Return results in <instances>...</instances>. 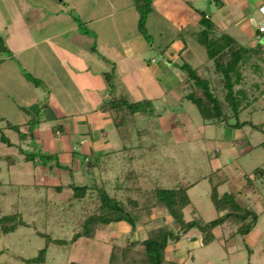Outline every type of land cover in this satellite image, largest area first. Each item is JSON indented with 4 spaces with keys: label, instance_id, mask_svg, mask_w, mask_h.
I'll list each match as a JSON object with an SVG mask.
<instances>
[{
    "label": "rangeland",
    "instance_id": "374dc122",
    "mask_svg": "<svg viewBox=\"0 0 264 264\" xmlns=\"http://www.w3.org/2000/svg\"><path fill=\"white\" fill-rule=\"evenodd\" d=\"M216 1L152 0V10L147 13L145 22V34L148 35L146 38L134 28L121 34L113 32L114 38L110 39L106 48L101 49L94 26L88 25L87 21L122 4H129L130 0H25L30 7L25 10L26 13L21 14L20 20L13 26V31H6L4 24L0 26L2 38L12 35L9 42L11 55L0 59V130L10 141L8 144L0 140V216L19 213L22 220V224L14 231L8 234L0 232V264H68L70 240L79 226V218L75 214L83 212V209L80 202L71 204L70 188H64L65 191L56 196V203H49L48 199L54 195L56 189L43 184L44 177L50 175L57 181L69 179V182L73 181L76 185L101 186L111 193L120 166L124 165H121L119 159L113 160V155L108 154L112 158L108 160L105 153L118 148V143L127 147L133 146L131 154H139L140 148H135L137 141L133 138H143L144 142L141 144L147 153V166L143 169H146L151 182L168 188L174 187L181 178L194 183L188 189L191 204L184 211L187 219L193 216L204 220L215 218L216 212L209 199L211 186H216L219 194L234 193L256 167L264 168V149L258 145L264 140L262 131L244 126L238 134L237 130L218 123L215 126L216 139H233L236 154L231 155L227 150L218 149L214 138H206L202 134L201 127L208 122H205L194 104L182 98L185 91L177 86L179 74L182 73L179 65L184 62L178 55L183 42L187 41L186 32L200 27L202 11L216 13ZM60 8L70 17L64 15L66 19L58 21L55 11ZM126 12L129 16L130 10ZM24 26H27L25 30L22 29ZM190 41L200 53V57L197 55L195 60L205 61L207 57L203 46L195 40ZM245 42L247 41L242 39L241 44ZM24 43H32L31 51L36 54L31 56L35 61L40 60V66L24 63V55L16 48ZM93 45L95 50L91 48ZM123 50L136 60L131 62L129 70L113 71L112 88L107 85L104 77V73L111 70V65L107 66L104 61L97 59L90 67L85 65L87 54L91 56L95 53V58H100L101 55L107 57L109 52L119 55ZM260 52L264 57V44ZM187 56L189 55L185 57ZM169 60L172 64L168 63ZM38 70L41 76L36 74ZM29 76L35 79L32 80ZM100 82L106 86L102 91L95 89ZM110 89L115 97L126 95L133 101L149 96L154 109L152 112L138 110L133 116L127 115V123L121 124L119 129V132H123L122 138L121 135L118 136L113 125H101L99 128L108 134L113 144L111 148L94 153L99 158V164L90 168V171L87 170V161H84L81 153L76 154L80 162L77 170L69 167L70 169L60 173V177L57 175L56 166L50 167L46 174L39 172L40 168L35 166L40 164L38 161H46L45 167L48 169V165L53 164L55 158L59 157L56 153L42 149L28 130L21 129L23 112L39 124L43 122V129L58 128L61 139L68 136L78 148L80 145L76 141L90 139L86 134L89 129L88 112L96 107L95 100H92H101L104 92L109 93ZM52 97L59 106L55 105ZM158 112L167 122L183 125L180 135L185 137L184 140L176 141L166 137L163 126L158 122ZM239 119L249 120L254 124L263 123L264 95L244 109ZM9 122L18 125V129L7 128ZM74 128L78 129V134H74ZM138 133L145 135L138 136ZM127 137L131 139H125ZM154 142L156 150H152L151 144ZM25 152L36 153L33 154L36 159L40 158V152L48 153L49 157H42L33 165L32 161L25 162L23 159ZM228 155H231L230 160ZM7 156L13 157L14 162L11 163ZM215 156L220 157L222 167H215ZM102 161L110 165L107 173L101 171L100 165L105 166ZM138 162L142 165L144 161ZM64 163L62 165L70 164L69 161ZM91 163H95L92 157ZM37 184L41 186V191L36 187ZM48 188L55 190H46ZM253 189L254 194L247 191L244 195L251 198L247 199V203L259 214L255 228L261 233L262 239L257 244L247 239L242 240L239 235L228 240L224 231L221 233L222 237L217 233L215 240L206 246L191 247L192 242L186 241V237H192L195 230L199 231L191 227L185 231L184 236L179 237L181 243L189 245V255L184 261L175 260V264H264L263 258L259 260L256 257V251H264V178H255ZM91 190L95 196V188ZM191 209H195L193 216ZM163 222L159 220L149 226L153 228ZM102 225L105 224L99 226ZM99 226L96 232L102 233ZM172 228L176 229L175 225L172 224ZM45 235L62 242L46 244ZM43 248L45 253L38 260L39 251ZM33 258L35 261H26Z\"/></svg>",
    "mask_w": 264,
    "mask_h": 264
},
{
    "label": "trees",
    "instance_id": "16d2710c",
    "mask_svg": "<svg viewBox=\"0 0 264 264\" xmlns=\"http://www.w3.org/2000/svg\"><path fill=\"white\" fill-rule=\"evenodd\" d=\"M220 2V1H217ZM152 0H133L138 12L137 29L145 34L147 13L152 10ZM199 29L187 32L205 49L207 60L198 67H192L187 62L179 65L183 76L179 86L185 91L183 98L194 104L207 124L221 123L229 128L242 129L249 126L251 130H260L264 133V122L254 124L249 120H240L239 115L264 95V57L261 55L262 43L253 47L240 45L233 37L221 31L207 12H201ZM95 50L94 45L91 47ZM11 50L7 47L0 35V59L9 57ZM113 69L104 73L107 85L112 88L111 77ZM32 80L35 78L29 76ZM108 102H103L100 109L111 115L113 125L119 130L127 115H135L140 110L152 112L154 109L151 99L133 101L128 96H117L109 91ZM32 123V127H31ZM28 133L32 137V129L38 124L34 119L28 122ZM7 128L18 129V125L8 123ZM144 130H141V132ZM26 134V133H23ZM22 134V135H23ZM141 135V133H138ZM24 136V135H23ZM0 140L10 144L9 139L0 130ZM156 142L158 141L155 139ZM135 147L142 146V140ZM152 150L157 147L154 144ZM264 149V140L258 143ZM133 147V146H132ZM144 146H142L143 148ZM130 148V147H129ZM144 158L147 153L142 150ZM34 152H25L23 159L32 161L35 165L38 160L49 157L48 153L40 152V158H34ZM137 157H143L138 155ZM11 163L14 158L6 157ZM84 158V157H83ZM138 159V158H137ZM46 161L39 162L44 166ZM41 164V165H42ZM50 167L66 168L57 158ZM264 178V168L256 167L252 175L245 177V186L254 187L255 178ZM194 185L185 178L178 179V183L171 188L163 187L157 182H151L149 174L144 169L126 168L114 179L113 191L107 192L103 187L96 185H76L70 182L66 187L72 190L70 202H80L83 212L75 214L78 220V229L72 235L71 242L79 237L93 238L100 224L124 222L134 230L137 225L144 224L150 217L153 209L158 208L171 217V223H163L147 231L145 238L137 241L126 240L119 249V264H175L165 258V249L170 242H176L189 228L194 227L201 233V242L208 245L214 240L213 228L228 226V238L249 233L258 221L259 214L236 193L219 194L216 186H211L209 199L216 212V217L204 220L193 216L195 209H191L192 218L186 219L184 211L191 204L188 189ZM60 191L62 185H55ZM95 188L96 195H92ZM92 196V197H91ZM94 197V198H93ZM94 199V203L91 199ZM89 200V201H88ZM90 205L92 208H90ZM146 218V219H145ZM22 224L19 213L0 216V232L8 234ZM172 224L176 229L172 228ZM47 236V235H45ZM49 242H62L53 240ZM45 253V248L39 251V258ZM35 261V259H26Z\"/></svg>",
    "mask_w": 264,
    "mask_h": 264
},
{
    "label": "crops",
    "instance_id": "0c3cea01",
    "mask_svg": "<svg viewBox=\"0 0 264 264\" xmlns=\"http://www.w3.org/2000/svg\"><path fill=\"white\" fill-rule=\"evenodd\" d=\"M33 1L36 2L37 0H33ZM58 1H62V0H58ZM217 1H220V2H217ZM217 1L215 2L216 13L213 14L210 12L208 15L210 16V18L214 21V23L217 25V27L221 31L228 33L242 46L253 47L258 43L264 44V32H260L258 30V27L261 24H264V0H217ZM66 5L70 6L69 3H66ZM28 7H30L29 3L26 4L25 0H0V26L4 24L5 30L12 32L14 29L13 26L16 25V23L20 20L21 14L26 13L25 10ZM127 10H130L129 16L127 14L128 12H126ZM55 15L57 16L56 19L58 21H63L64 19H66L64 15L68 16L67 12L65 13L64 10L61 8L59 11L57 12L55 11ZM137 18H138V12L133 5V0H130L129 4H125V5L122 4L117 8L111 9L107 13L99 14L98 16H95L93 19H89L87 23L88 25L91 24L94 26V32L96 33V36L98 37L97 42L99 44V48L101 49V47L106 48V46L109 45L110 39L114 38L113 32L121 34L122 32H125L126 30H133V28L137 30V27H136ZM73 23H74V20H73ZM26 27L27 26H24L22 29L25 30ZM196 30H193V31H196ZM187 32H191V31H187ZM187 32H186V36H188ZM11 36L9 34V36L7 35L6 38L3 37L4 42L8 48L10 46L9 42H10ZM190 38L191 37L188 36L187 39H185L187 41L183 42V46H181V48L179 49L178 57L183 58L184 59L183 61L187 62L192 67H198L201 64L205 63L207 58L203 62L202 61L197 62V60H195V57L197 55L198 57H200L199 56L200 53L197 47L194 45V43L190 41L194 39L193 38L190 39ZM242 39H244L247 42H245V44H241ZM95 40L96 39H94V41ZM22 45H23V48L21 49L20 47ZM21 46H16V48L20 49L22 55H24V58H25L24 63L25 64L29 63L31 65L35 64L37 66H40V60L38 59L37 61H35L33 60V57L31 56V55H34V53L36 54V52L31 51L32 43H24V44H21ZM72 47H75V46L72 45ZM121 48H125V47H121ZM187 54L189 56L185 57ZM86 56H87L85 58L86 66L90 67L91 65H93V63L97 59L98 61L99 60L104 61L107 66L111 65L110 66L111 69L117 72L119 71L123 72L126 69L129 70L130 68L129 66H132L131 62L136 60L134 56L132 57L131 55L130 57V55H128L126 51L124 50L120 52L119 55L118 54L116 55L113 52H109L107 57L101 55L102 58L101 56L100 58L98 57L95 58L96 57L95 53H93L91 56L88 54ZM168 63L172 64L170 60ZM38 72H40V70H38L36 74L38 76H41ZM182 76H183V73L179 74L180 79ZM180 79H178L177 86L182 90V88L179 86ZM103 88H106V86L101 83L99 84L98 87L96 86L95 89L97 90L100 89L102 91ZM109 95L110 93L105 91L104 94L101 96L102 97L101 100L108 98L106 101L103 100L101 102L99 98L92 100V102L94 100L96 101V102L94 101L96 107H93L92 110L88 112L89 129L86 134L90 136V139L89 141H86L85 139L76 141V144L80 145V147L76 148L75 143L68 136H65L67 138L61 139V137L58 134L60 133L59 132L60 130H57L58 128L57 129H51V128L43 129L45 128L43 125L44 124L43 122L42 123L40 122V124L38 122V124L33 128L32 138L36 139V141L41 145L42 149L52 152V153H56L60 159V160L58 159L60 163L69 161L70 164L68 166L71 168V170L72 168L77 170V167H79L78 165L80 162H78L76 154L82 153L84 157V161L85 162L87 161L86 162L88 166L87 170L90 171L91 170L90 168L99 164V158L96 157L97 155L95 154L107 148H111V145L113 144L110 141L108 134L103 132L102 129L99 128L101 125H110V124L113 125L111 115L108 112L100 109L101 103L108 102ZM183 95H182V98H183ZM145 99H150V98L149 96H147V98ZM52 101L55 102L56 106H59V103L55 101L54 97H52ZM60 109H61V112L64 113L63 112L64 110L62 108ZM23 113H24L23 114L24 121L22 124H20V126L22 130H28L27 124L29 120L31 119V117L25 114V112ZM157 114L159 117L158 118L159 125L163 126L164 132L166 133V137L168 139H172V140L175 139L176 141H181L185 139L184 136L180 135L183 125H179V124L176 125L173 122H167L166 119H164V116L160 112H158ZM215 126L216 124H213V123L203 125V127H201L203 136H205L206 138H214V140L218 144V149L227 150V153L231 155L236 154L235 143L233 139H216ZM114 128L118 136L120 137L121 135V138H122L123 132H119V130L115 126ZM235 130H237V133L239 134L240 133L239 130L241 129H235ZM73 131L75 132L74 134H78L77 128H74ZM141 135H145V134H141ZM125 139H131V137L129 138L127 137ZM133 139H136L137 141L136 145L138 144V142H140L138 141L140 137H136ZM236 139H238V137H236ZM141 140L144 142L143 138H141ZM131 148L132 146H130L129 148L126 145L118 143V148H115L112 151L111 150L106 151L105 154H107L106 158L108 160L112 159L109 155H113V158H114L113 160L118 161L117 159H119L121 160L119 161L121 165L122 164L124 165V166L119 165L120 169L117 175L120 172H122L124 169L129 168V167L135 168V169H143L145 166H147L146 159L144 158V155L142 153L143 152L142 150L144 149V147L139 149V154H131V152L133 151ZM220 150H217V151L220 152ZM141 154L143 157L138 158L137 156L138 155L141 156ZM231 155H228L227 157L229 160L231 158ZM91 157L94 159L95 163H91ZM214 159H215L214 160L215 167L218 168V167L223 166L222 161L219 156H215ZM139 160L144 161L142 165L139 164L138 162ZM104 162L106 161L104 160ZM104 162L102 161V164H104L105 166L102 167L100 165L102 169L101 171L102 172L104 171L105 173H107V170L110 169V165L106 164L107 162L106 163ZM35 166L36 167L38 166L40 168L39 172L43 174H46L47 172L50 171V168L47 169L45 166H41L40 164L35 165ZM55 169H57L58 177H60L61 172H64V170H67L66 168H56V167ZM68 180L69 179H65L64 181H57L56 178L51 177L50 175L48 176L46 175L44 177L43 184L47 186H51L52 188L56 184H60L63 186L60 191L58 190L55 191L54 193L55 196L52 195L50 199H48L49 203L51 202L56 203L55 201V198H57L56 196L58 194H62L63 191H65L64 188H67V190H70L68 187H66V185L73 181L69 182ZM36 187L39 188V191H41L42 188L39 184H37ZM52 188H48L46 190H50V191L55 190ZM251 189H253V186L246 187L245 182H244V184L240 187V189L236 190V192L234 193L238 194L239 196L242 195L241 197L247 203V199L251 200V198L250 197L248 198L247 196H245L244 193L247 191H251V194H254V189L253 190ZM227 193H232V192H227ZM159 220H161L162 222L164 221L163 223H167V224L171 223L170 216L165 214L162 211V209L155 208L153 209L150 217L148 218V221L144 224L137 225L134 230L131 229L130 225L124 222H112L110 224L99 226L103 230L102 233L96 232L93 238H87V237L82 236V237L77 238L75 241H72L69 244L71 251L69 253V258H67L68 264H119V249L117 246L124 244L126 240L137 241V240H141L145 238L147 235V231L152 228L151 226H149L150 223L157 222ZM255 226L252 228V230L249 233L245 235H240V234H236V235H239L242 238V240L247 239L250 242L253 243L254 241L257 244L262 239V235L261 233L258 232ZM224 231L228 234V232L230 231V228L228 226H224V227L216 226L215 228H213L214 240L216 237L215 235H217V233H220L221 235L220 237H222L221 233H223ZM184 235H185V232L181 236H184ZM233 238H235V235L228 238V240H232ZM186 241L192 242L191 247L195 245H203L201 242V234L197 230L193 231L192 237L187 236ZM203 246H206V245H203ZM189 252H190L189 245H186V243H181V241L178 240L175 242V244L169 243L166 246L165 258L173 262H175V260L184 261V259L188 257ZM256 257L259 260L262 258L264 259V251H261V250L256 251Z\"/></svg>",
    "mask_w": 264,
    "mask_h": 264
},
{
    "label": "built area",
    "instance_id": "2783aa9c",
    "mask_svg": "<svg viewBox=\"0 0 264 264\" xmlns=\"http://www.w3.org/2000/svg\"><path fill=\"white\" fill-rule=\"evenodd\" d=\"M258 30L260 32H264V24H261L259 27H258Z\"/></svg>",
    "mask_w": 264,
    "mask_h": 264
}]
</instances>
